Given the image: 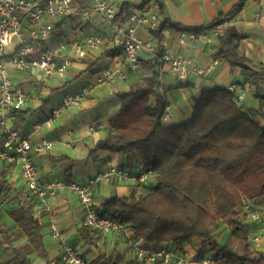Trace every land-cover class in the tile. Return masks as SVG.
Instances as JSON below:
<instances>
[{"label":"trees","instance_id":"1","mask_svg":"<svg viewBox=\"0 0 264 264\" xmlns=\"http://www.w3.org/2000/svg\"><path fill=\"white\" fill-rule=\"evenodd\" d=\"M150 1L143 0L140 5L124 1L117 17H127L133 9ZM159 1L160 25L153 36L160 43L167 29L200 33L222 27L218 36L220 47L214 58L240 68L245 83L254 86L256 96L264 101V67H256L239 55L243 35L237 26L229 24L243 11L247 0H237L231 10L200 26L172 21ZM121 53L119 47L104 52L110 57ZM142 67L151 74L135 78L128 90L117 93L121 110L110 120L108 136L97 143L91 155L97 150L121 152L130 164L139 156L143 169L155 171L157 177L147 184L133 186L129 197L106 199L101 212L130 225L143 241L180 256L200 243L196 260L209 252L221 264H264V253L252 245L249 223L242 219L231 221L232 230L224 244L217 241L212 231L226 215H238L244 200L264 196V124L256 120L257 116L264 118V110L244 108L227 88L217 86L204 89L199 98H194L190 120L166 125L163 116L168 100L158 92V62L144 59ZM146 186H152L150 193H138L137 188ZM154 196L164 201L151 200ZM10 217L15 222L13 227L0 222V247L12 250L13 260H20V264H33L32 254L48 258L43 241L44 224L35 216L33 199L29 197L27 202L17 199ZM78 232L86 244H98V231L84 225ZM21 238H28V243L15 247L14 243ZM103 264L113 263L107 259ZM128 264L144 263L137 260ZM154 264L165 262L157 259Z\"/></svg>","mask_w":264,"mask_h":264},{"label":"crops","instance_id":"2","mask_svg":"<svg viewBox=\"0 0 264 264\" xmlns=\"http://www.w3.org/2000/svg\"><path fill=\"white\" fill-rule=\"evenodd\" d=\"M110 1L118 8L123 3L121 0ZM142 1L127 0L134 5H140ZM161 1L164 4L165 15L172 21L186 26L209 24L221 12L231 10L237 2V0ZM91 3L90 0H73L76 14L67 20L63 17L54 21L53 33L49 38L35 43L34 55H38L43 49L55 48L62 41L83 38L93 31L110 33L111 24L99 14L93 12L89 19L84 18L82 13L90 9ZM21 18L26 29L23 40L15 38L8 48V55L18 47L21 40L25 43L30 42L27 30L28 18L23 14ZM50 20L49 18L48 21ZM64 20L65 22H62ZM61 22L62 24L58 25ZM229 24L237 26L243 35L238 47L239 55L250 60L256 67H264V0H247L243 11ZM181 33L174 29H167L162 42L181 53H190L193 65L211 70L206 76L191 72L184 80L169 73H160L158 92L166 95L171 113V117L164 121L166 125L181 124L190 120L194 114V98H199L204 89H213L217 86L228 88L234 83L240 84L245 92L240 105L246 109L264 110V101L256 96L254 86L245 83L241 69L232 68L223 59L214 58V53L220 47L218 30L205 31L210 39L209 42L194 41L189 46L180 44ZM137 34L144 40H149L152 36L142 28H138ZM108 49L111 48L103 45L86 58L77 59L65 75L51 79L44 78L38 68L20 70L8 65L14 85L20 86L26 93L35 96L26 108L12 111L8 124L22 135L27 136L34 144L44 141L52 144L50 149L45 148L42 152L33 154L38 175L42 181L62 179L68 184L71 182L85 183L104 171L109 162L134 172L143 169L139 156L133 164H130L121 152L97 150L91 155L97 143L108 136L110 120L121 110V101L117 93L128 90L133 80L140 77L141 71L147 70L141 67L138 76H131L125 82L100 83L99 77L106 67L127 69L123 54L106 56L104 52ZM84 87L91 89L88 98L78 106L64 109L60 116L50 118L51 110L60 103L64 95L76 94ZM256 120L264 124L263 117L257 116ZM38 123L39 127H37ZM2 142L3 136L0 134V145ZM132 188L131 185L113 180H103L96 185L93 191L94 203L101 209L106 199L129 197ZM142 188H137L138 193ZM23 194L25 198L29 196L33 199L35 216L44 224L43 241L48 258L32 254L30 257L33 264H64L61 257L64 244L77 248L90 264H103L107 259H111L113 264H128L130 261L138 260L130 236L99 233L96 246L86 244L78 232L84 226L85 207L69 188L61 189L43 203L27 189L18 166L0 162V196L8 197V201L13 199L22 201L24 200ZM251 201L264 210V196ZM232 220H237V217ZM243 221L252 226L253 247L264 253V221H252L247 217ZM0 222L10 227L15 225L9 215H0ZM53 226L60 232L61 238L54 235ZM229 236L230 232L227 237ZM255 236L260 238L258 246L253 243ZM226 239L219 242L224 244ZM26 243H28V238H21L14 245L21 247ZM199 244L195 243L187 249L188 255L192 258L197 256ZM143 246L148 250L158 247L145 241H143ZM125 253L128 258L124 257ZM207 254L209 252L205 255ZM173 263L177 264V261L174 260ZM0 264H20V260H13L12 250L0 247ZM192 264L201 263L200 260H195Z\"/></svg>","mask_w":264,"mask_h":264},{"label":"built area","instance_id":"3","mask_svg":"<svg viewBox=\"0 0 264 264\" xmlns=\"http://www.w3.org/2000/svg\"><path fill=\"white\" fill-rule=\"evenodd\" d=\"M90 1H92L90 9L82 13L84 18L89 19L93 12L99 14L111 24L110 33L93 31L83 38L62 41L55 48H46L38 55H34L35 43L51 36L55 28L54 21L76 14L73 0H0V134L3 136V142L0 145V162L18 166L27 189L43 203L61 189L69 188L85 207L84 225L89 230L98 231L104 235L130 236L132 246L137 252V258L144 264H154L157 259H163L165 264H172L174 260L177 264H191L187 256L177 255L164 247L150 250L144 248L143 240L134 234L130 225L104 215L94 203L93 191L99 182L113 180L131 186L143 185L157 177L155 171L142 169L134 172L109 162L104 171L85 183L71 182L68 184L62 179L42 181L38 175L33 154L42 152L45 148L50 149L52 144L45 141L34 144L27 136L22 135L8 124L12 111L26 108L35 97L26 93L20 86L14 85L8 65L20 70L38 68L44 78L51 79L65 75L77 59H84L93 51L106 45L108 48L122 49L127 69L106 67L99 77L100 83L125 82L131 76H138L144 59H155L158 62L160 73H169L181 80L186 79L191 72L206 76L211 70L193 65L190 53H181L162 41L160 43L153 36V31L157 30L160 25L161 3L159 0H151L144 7L133 9L129 16L121 18L117 17L120 8L110 0ZM22 14L28 18L29 43L22 41L26 30L21 18ZM49 18L50 21H48ZM138 28L148 31L152 35L151 39H142L137 34ZM217 30L220 34L223 32L222 27ZM15 38L22 40L18 47L8 55V48ZM200 40L210 41L205 31L182 32L179 41L181 45L189 46L192 42ZM227 89L233 94L235 101L240 104L245 97L243 87L234 83ZM90 93V87H84L76 94L64 95L60 103L51 110L50 118L60 116L66 108L80 105L90 96ZM170 117L171 113L167 107L163 120L166 121ZM39 126L38 123L37 127ZM243 209L250 220L264 221V210L257 207L251 200H244ZM52 230L56 237L61 238L55 226ZM253 241L258 246L260 238L255 236ZM61 257L64 264H90L87 258L71 245H63ZM200 263L221 264L212 254L205 255Z\"/></svg>","mask_w":264,"mask_h":264},{"label":"rangeland","instance_id":"4","mask_svg":"<svg viewBox=\"0 0 264 264\" xmlns=\"http://www.w3.org/2000/svg\"><path fill=\"white\" fill-rule=\"evenodd\" d=\"M150 74H151L150 70L141 71L140 78L143 79L146 76H149ZM182 176L183 175H181L179 179H181ZM151 191H152V186H146V187L142 188L140 194L147 195ZM154 197L151 198V200H153V201H164V198H162L160 196L155 197V198ZM23 198H24V200L22 199V201H26V202L29 199V197H27V196L25 198L24 194H23ZM0 202H1L0 203V215H2V216H6V215L10 216V212L17 207V201L15 199L8 201V197H6V196L5 197L0 196ZM206 206H208V207L210 206V202L209 201L206 202ZM235 217H237V220L238 219H242L243 220L245 217L248 218V216L245 213L243 208L240 209V213L238 215H231V214L226 215L223 219H221L218 222V225L216 227L212 228L213 235L217 239L218 242L219 241H223L224 239H226V237L229 234V232L231 233V230H232L231 221H233L232 219H235ZM227 239H228V237H227ZM124 255H125L124 257H127L126 253ZM185 256L188 257V259L191 262V264L196 260V259H194L195 257L192 258L190 255H188L187 252H186ZM173 264H175V263H173Z\"/></svg>","mask_w":264,"mask_h":264},{"label":"water","instance_id":"5","mask_svg":"<svg viewBox=\"0 0 264 264\" xmlns=\"http://www.w3.org/2000/svg\"><path fill=\"white\" fill-rule=\"evenodd\" d=\"M263 97H264V89H263Z\"/></svg>","mask_w":264,"mask_h":264}]
</instances>
